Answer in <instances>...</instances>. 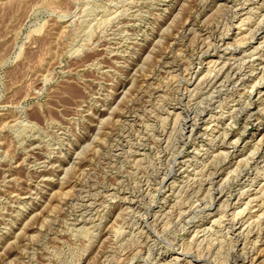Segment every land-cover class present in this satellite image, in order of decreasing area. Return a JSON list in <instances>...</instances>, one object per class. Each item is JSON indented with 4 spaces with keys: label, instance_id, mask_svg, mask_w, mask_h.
I'll use <instances>...</instances> for the list:
<instances>
[{
    "label": "rangeland",
    "instance_id": "obj_1",
    "mask_svg": "<svg viewBox=\"0 0 264 264\" xmlns=\"http://www.w3.org/2000/svg\"><path fill=\"white\" fill-rule=\"evenodd\" d=\"M263 137L264 0H0V264H264Z\"/></svg>",
    "mask_w": 264,
    "mask_h": 264
},
{
    "label": "bare ground",
    "instance_id": "obj_2",
    "mask_svg": "<svg viewBox=\"0 0 264 264\" xmlns=\"http://www.w3.org/2000/svg\"><path fill=\"white\" fill-rule=\"evenodd\" d=\"M254 29H255V28H254ZM234 56H235V55H234ZM197 65H198V64H197ZM208 66H209V65H208ZM208 66H207V67H208ZM242 68H243V67H242ZM219 69H220V68H219ZM220 71H221V70H220ZM220 71H219V72H220ZM217 72H218V71H217ZM207 73H208V72H207ZM209 73H210V72H209ZM182 74H183V73H182ZM211 74H212V73H211ZM211 74H210V75H211ZM246 74H247V73H246ZM246 74H245V75H246ZM210 75H209V76H210ZM213 75H214V74H213ZM213 75H211V76H213ZM220 75H222V74H220ZM220 75H219V76H220ZM222 76H223V75H222ZM225 76H226V75H225ZM225 76H224V78H225ZM241 76H242V75H241ZM243 76H244V75H243ZM246 76H247V75H246ZM246 76H245V77H246ZM204 77H205V76H204ZM217 77H218V76H217ZM217 77L215 76V79H216ZM195 78H196V77H195ZM205 78H206V77H205ZM207 79H208V78H207ZM222 79H223V78H222ZM242 79H243V78H242ZM200 80H201V78H200ZM208 80H209V79H208ZM208 80H207V82H208ZM212 80H213V79H212ZM217 80H218V79H217ZM214 81H215V80H214ZM221 81H222V80H221ZM221 81H220V82H221ZM222 82H223V81H222ZM222 82H221V83H222ZM192 83H193V84H196V86H198V85H199V78H198L197 80H195L194 82H192ZM200 83H201V82H200ZM205 83H206V82H205ZM225 83H226V82H225ZM223 84H224V83H223ZM208 85H209V84H208ZM219 85H220V84H219ZM229 87H230V86H229ZM194 88H195V87H194ZM195 89H196V88H195ZM205 90H206V89H205ZM123 91H124V90H123ZM226 91H227V90H226ZM260 92H262V91H260ZM217 99H218V98H217ZM222 102H223V101H222ZM220 103H221V102H220ZM197 104H198V103H197ZM223 105H224V104H223ZM240 107H243V106L241 105ZM232 108H233V107H232ZM223 110H224V109H223ZM186 111H187V110H186ZM231 111H232V110H231ZM196 112H197V111H196ZM211 114H212V113H211ZM198 115H199V114H198ZM198 115H197V116H198ZM220 115H221V114H220ZM216 116H217V115H216ZM206 117H207V116H206ZM224 117H225V116H224ZM221 120H222V119H221ZM199 121H200V120H199ZM194 122H196V119H195V118H194ZM214 122H215V121H214ZM211 123H212V122H211ZM195 126H196V124H193V123L191 124V130H190V133H191V134H192V133H193V134L195 133ZM185 127H186V125H185ZM208 127H210V126H208ZM206 129H207V128H206ZM196 130H197V129H196ZM174 136H175V135H174ZM213 136H214V135H213ZM173 138H174V137H173ZM263 138H264V137H263ZM263 138H262V139H263ZM168 141H169V140H168ZM187 143H188V142H187ZM243 143H244V142H243ZM234 144H236V143H234ZM261 144H262V143H261ZM170 145H171V144H170ZM193 145H194V144H193ZM206 149H207V148H206ZM253 149H254V148H253ZM193 151H194V150H193ZM220 151H221V150H220ZM254 154H255V153H254ZM193 155H194V154H193ZM218 156H219V155H218ZM196 158H197V157H196ZM212 158H213V157H212ZM259 159H261V158H259ZM195 161H196V160H195ZM183 166H184V165H183ZM205 168H206V167H205ZM195 170H196V169H195ZM241 171H242V170H241ZM172 172H173V171H172ZM182 173H183V172H182ZM247 175H248V174H247ZM201 180H202V179H201ZM252 180H253V179H252ZM223 181H224V180H223ZM224 185H225V184H224ZM215 187H216V186H215ZM222 187H223V186H222ZM213 188H214V187H213ZM217 188H218V187H217ZM219 189H220V187H219ZM236 189H237V188H236ZM220 192H221V191H220ZM257 193H258V192H257ZM262 194L264 195V193H262ZM240 196H241V195H240ZM256 197H257V196H256ZM224 199H225V198H224ZM250 199H251V198H250ZM235 200H236V199H235ZM258 200H259V199H258ZM248 201H249V200H248ZM172 204H173V203H172ZM225 206H227V205H225ZM218 207H219V206H218ZM224 208H225V207H224ZM195 210H196V209H195ZM257 210H258V209H257ZM239 211H240V210H239ZM260 212H261V211H260ZM188 214H189V213H188ZM262 214H263V213H262ZM257 216H258V215H257ZM261 217H262V216H261ZM217 218H218V217H217ZM254 221H255V220H254ZM189 223H190V222H189ZM244 226H245V225H244ZM260 226H261V225H260ZM261 227H262V226H261ZM263 229H264V228H263ZM247 230H248V229H247ZM259 230H260V229H259ZM259 230H258V231H259ZM249 231H250V230H249ZM259 232H260V231H259ZM249 233H250V232H249ZM245 235H246V234H245ZM257 235H258V234H257ZM257 239H258V238H257ZM247 254H248V253H247ZM250 256H251V255H250ZM249 260H250V259H249Z\"/></svg>",
    "mask_w": 264,
    "mask_h": 264
}]
</instances>
